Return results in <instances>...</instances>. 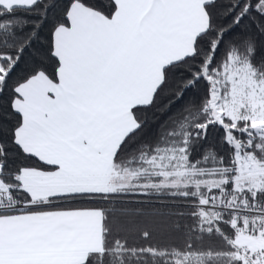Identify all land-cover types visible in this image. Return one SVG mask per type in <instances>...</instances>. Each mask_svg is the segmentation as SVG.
I'll list each match as a JSON object with an SVG mask.
<instances>
[{"label": "snow or ice", "instance_id": "snow-or-ice-1", "mask_svg": "<svg viewBox=\"0 0 264 264\" xmlns=\"http://www.w3.org/2000/svg\"><path fill=\"white\" fill-rule=\"evenodd\" d=\"M0 264H264V0H0Z\"/></svg>", "mask_w": 264, "mask_h": 264}, {"label": "trees", "instance_id": "trees-1", "mask_svg": "<svg viewBox=\"0 0 264 264\" xmlns=\"http://www.w3.org/2000/svg\"><path fill=\"white\" fill-rule=\"evenodd\" d=\"M154 131L155 126H152L150 132ZM217 136V133H213V136L210 138H216ZM125 206L129 208H140L149 215H158L160 217H167L176 210L173 199L166 196H135L128 200Z\"/></svg>", "mask_w": 264, "mask_h": 264}]
</instances>
